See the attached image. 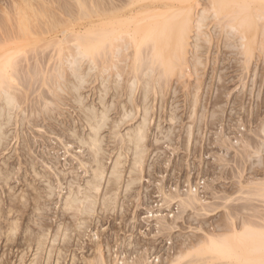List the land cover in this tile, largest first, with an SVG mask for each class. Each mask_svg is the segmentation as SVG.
<instances>
[{
    "label": "bare ground",
    "instance_id": "6f19581e",
    "mask_svg": "<svg viewBox=\"0 0 264 264\" xmlns=\"http://www.w3.org/2000/svg\"><path fill=\"white\" fill-rule=\"evenodd\" d=\"M247 2L249 3L250 0H3V4L0 1V12L7 14V23L9 26L8 30L2 27L4 28V31L2 32L3 35H0V150L6 149L11 140L17 138L19 139V143L22 142V150L26 153V149L30 150L31 147L36 145V140H31L29 136L30 134L28 135V133L25 132H28V130H32L33 132L36 130L38 131V129L35 130L34 127L38 128L37 126L40 125V128L41 124L45 122V127H42L46 129V132H62V135H69L74 139L77 145L88 151L87 154L91 157V159H88L89 161H92L91 164L93 163V168H91L92 172L90 171L91 174L88 172V169L85 170V172L87 171L90 174V177H88L89 179L86 178V180L84 178L83 182L80 183L82 180L78 177V173L76 172V174L74 173L75 175L71 177V179H73L68 180L70 176L67 175L68 173H65V171L56 172L51 166L50 169L52 170L50 171L45 169L39 170L37 169L39 168V166L37 167V162H35L34 159H30L31 157L26 160L24 159L25 161L23 160L24 162H22V164H25L26 168L34 176H32L34 180L36 177L38 180L42 181L43 192H40V187L38 188L34 183L31 185L28 181L30 185H27L26 187H32L31 189L28 188L30 189V192L28 191L29 193H23V195L21 194L16 196L15 192H12L13 194L10 192L11 195L7 197L8 199H6V201L0 198V200L5 201L7 204V207L5 206V208L3 205L0 207V264H264V213H262V209L259 210V208L255 205L256 203L254 204L250 202V200L254 201V199H257L258 201L259 197L264 199V178L262 177H260L262 180L257 177L260 180H256V178L255 181L253 179L254 176L252 177L253 180L250 177L249 180L245 179L248 178L247 175L244 178L245 180L242 181L240 180L241 178L239 181L233 179L236 182V188L234 185V190L232 187L230 188L231 185H229V188L230 190L232 189L234 193L236 192L234 198L239 202L234 203L235 199L230 200V202L233 201L234 205L239 208L229 202L227 204L228 199H231L230 194L232 195L233 193V191H229V188V194L225 193L226 190L224 189V196H220V193H216L218 190H214L216 187L213 189L215 192H212V187L210 186V190L213 193H211V195H214L213 197H222L220 200H223V202L217 200V202L220 203L214 202L216 199L214 201H209L210 199L205 200L203 198L204 196L201 198L199 194L196 195L195 193H189L186 197L184 196L181 198V206L179 207H183V210L189 207L193 212H196V215L193 217L191 216L192 219L188 220L192 222V220L195 219L193 222H196V225L199 222L198 225H202L199 229L202 230L203 233H196L194 236H192L191 233V235L189 234L190 237L187 236L188 239L184 238V240L187 241L180 242L177 239L180 243L178 242L175 245L172 243L173 237H171L172 235H170V233L171 231L175 232L178 225H172L171 222L169 223L165 218L160 217L162 215H155L158 217V222L157 220L155 221L159 225L154 227L153 230L150 229V231L146 232L147 228L144 230L140 229V237L135 235V231L138 230L137 224H135L132 219L125 221L130 218L126 214V210L128 211L127 208L120 211L122 213L119 217L122 218L121 220H123V222H121L123 224L121 222H117L118 224L110 222L106 229L103 227V225L107 223L108 214H113L110 210L113 212L112 209L115 206L112 208V205L116 204L115 202L117 196L119 194H125L129 197L131 194L129 193V195L127 192L131 191V189L135 186L134 184L139 182L138 180L141 176V171L143 170V162L146 153L147 132L151 122L150 112L153 113L151 109L154 107L148 100L151 91L153 94H157V96L160 95L159 97L161 98L163 95L162 93L164 92L163 85L167 83L168 80H166V78H169V76L174 72L177 71L175 74H178L179 76H177L181 78L180 76L183 77L184 73L186 70H189V68L193 70V73L199 71L200 69H198V66L201 68L200 66L203 67V64H205L203 59H201V53H203L204 47L206 48L204 45L210 44L212 41L217 40V38L220 40L219 46L221 48H227L230 52H228L229 54H231L234 50L238 51H236V54L242 50L244 52L247 51L244 49L246 47H244L246 44V39L244 38L245 36H243L241 31L239 32V30H241L240 24L242 27L244 22H247V20L244 21L243 19H247L246 16H248V18L253 17L250 15L246 6ZM255 2L256 4L257 2L263 4V7L260 6L259 9H257V7L254 8L260 10L259 12L256 10V16L258 22L259 20L262 21L263 24L261 25V22L259 24L263 27H260L258 23L257 25L259 29H262L264 32V0H255ZM260 3L259 5H261ZM251 8L249 7V9ZM17 11L20 13L24 11L27 15L25 14V17L18 18V20L20 19L19 22L12 24V22H15L14 19L17 18L16 16L19 15V12ZM10 12H13V14L17 12V15L16 13L14 15H8L12 14ZM28 14L29 18H27ZM11 16L14 18L12 22L10 21L11 19L8 20ZM44 16L47 17L45 18ZM255 17L254 19L257 21ZM242 20L244 22H242ZM10 22L11 25L9 24ZM20 30L22 31V35ZM263 32H260L262 36L264 35ZM261 42L264 43V36ZM261 42L259 39V43ZM215 43H217V41ZM260 45L263 49L262 44ZM43 48L50 49L47 50L48 52H46V54H44V51L46 50ZM212 48L213 47H211V49ZM221 48L218 49L220 50ZM262 51L260 49V52ZM245 53H239L240 56H242L240 59H243V56L246 57V59H243L244 61L237 58L239 63L242 61L239 67L243 64V69H239L240 73H238L239 77H241L239 81H241L242 87L247 83L251 85L253 83H258L255 80V78H257L255 77V73L248 72V75L246 71L248 68L247 65L249 64L247 60L250 58L249 55H247L248 51L246 55ZM252 53L253 52H250V54ZM41 54L42 56L40 57ZM263 54L264 52L262 55ZM227 59L229 58L227 57ZM237 60H234V62ZM255 65L256 64H254V66ZM184 69L186 70L184 71ZM219 72L220 71L217 73ZM236 72L239 71L236 70ZM186 73H188V71ZM205 74L207 73L205 72ZM259 76L262 75L260 74ZM197 77L199 80V75ZM235 78L238 77L236 76ZM245 79L247 81H245ZM199 81L198 84H196L197 89L201 87L198 86L200 84ZM168 83L167 85H169ZM249 84L247 85L250 86ZM218 85L219 84H217V86ZM217 86L215 85V87ZM234 86L236 85L234 84ZM255 86L258 87V85ZM190 87L192 86L190 85ZM245 87V91L241 90V92H235L236 96L234 95L235 97L233 96V101H230L232 104L229 102L230 106L233 105L234 102V105L238 107V111L235 112L236 115L240 114L243 116L240 120L242 122L239 123L240 125H243V127L240 126L243 128L240 132L242 139L240 140V135L238 136L240 141H238V139L236 141L231 139L230 146L232 145L238 149L242 148L238 146L244 144L243 148L246 146L245 148L248 147L250 149H245L244 151L242 150V153L245 155V160L246 156H248L249 159L252 157L253 160H256L257 158V161L259 160L258 163L261 164L262 160L260 152L262 153L264 151V114L262 115L263 112H260L258 103L257 109H248L246 105L247 103L245 102L247 99H245V95L247 96L248 93L246 92H248V89ZM136 91L140 92V96H137L138 93L135 94ZM207 91L209 92V90ZM257 91L258 90H256V92ZM193 92H195V90ZM237 92L241 94L237 95ZM251 92L252 91H249V94ZM194 94L197 95L196 93ZM222 94L224 96V93ZM259 94L260 92L258 91V95H255L254 97L257 96L259 98ZM135 95L139 97V99H136L137 101L140 100L139 103L135 102ZM122 96L125 98L123 99L124 101L121 100ZM162 99L163 98H161V100ZM194 100H192V102L188 100L192 104V107L195 105ZM215 102L217 101L215 100ZM66 105H69V109L72 107L76 115H78V117H80L83 121V125L85 124L84 127L86 126L85 132L82 130L83 127L80 129V125L78 126L79 128H76L77 125L74 126V123L76 122L72 121V115L69 113L70 111H64L65 107L63 108V106ZM253 105L256 106V103ZM217 106L219 105L217 104ZM192 107H190V109ZM169 108L171 107L169 106ZM114 109H117L118 112L120 111L119 113L121 115L120 117L112 120L110 115L111 111ZM160 109L161 107L159 110ZM199 110L197 111L199 112ZM193 112H189V114L195 115ZM221 112L220 114H222ZM172 113L173 111H171V114ZM232 113L234 112L232 111L228 115ZM171 114L170 118H168L170 121L175 119V114ZM234 114H232V116ZM57 115H61L62 118L64 116V118H60L58 120ZM200 115H202L201 112ZM197 116L198 115L196 114L194 117L197 118ZM215 116L216 119L217 117H220L216 114ZM232 116L228 117L229 120H232ZM135 117H138L137 123L135 120V125H132V123L131 126L127 128L126 132L123 134L120 133L122 136V142H120L124 144V150L126 149L127 153L130 154H128L130 156L129 160H126L125 158L127 153L123 155L126 151L124 152L120 148V150L117 149L116 151L117 156L115 155V158L111 157L112 159L109 162L110 165L106 167L107 162H105V159L107 158V152L103 144V142L106 141L103 135L104 130L107 128L109 129L110 127V137L114 139L113 141H116L115 137L118 136V129L120 126L129 121H133ZM160 117L161 116H159V118ZM226 119L227 118H225V120ZM208 120L206 119V121ZM244 120L247 125L249 121L252 122V128L247 129L245 127L246 124L244 123ZM108 124L111 125L108 127ZM190 124L191 123L188 125ZM198 124H200V122ZM225 124L227 123L225 122ZM158 125L156 124V126ZM8 127L16 128V131L13 132L14 134L12 133L13 135H9V131L11 130H9ZM22 129H24L25 132ZM25 129H27V131ZM187 129L188 128H186V130ZM40 130L42 129L40 128ZM220 132L221 130L219 133ZM165 134H163V136ZM171 134L173 135L174 131ZM215 136H217V133ZM226 136L227 135L225 134V139L222 138L221 141L219 137H216L219 139H216L218 141L217 144L222 142L225 143L227 147L229 145L228 142L231 135L229 138H226ZM193 142L195 141L193 140ZM215 142L216 141L214 139V143ZM20 149L21 148H19V150ZM46 154L48 153L45 152V155ZM221 156L222 155H220V157ZM245 160L243 161L246 162ZM81 161L83 160H79L78 163H82ZM237 161L238 159L236 158V163L239 162ZM3 162L2 166L0 165V180L2 186H7V184H10V180L12 179L13 165L5 160ZM252 162L254 163V161ZM50 163L52 164V162ZM241 163L239 164L241 165ZM85 164V162L82 163V167H85ZM254 164L253 166H255ZM251 165L252 164L250 163V166ZM243 166L244 165H242V167ZM123 172L128 173L127 179L122 178V176H125L123 175ZM239 173V175H236L235 172L233 177H235V175L237 178L240 176L242 177L241 170ZM54 181L56 183H54ZM64 183H66V187L64 186L63 188H66V191L61 192L60 190H62V187L60 186ZM57 184L60 189L58 193L55 191ZM208 187L209 185L207 184L206 188ZM9 188H11L10 185ZM119 188L121 191L118 190ZM117 190L120 193L117 192ZM122 191H124V193H122ZM220 191H222V194L223 189ZM60 193L63 194L61 195ZM56 194L58 197H56ZM175 194L176 193H174V195ZM174 195H172V198H174ZM98 196L102 213H100L101 215H99L100 217H98V220H95L94 212ZM182 196L183 195H181V197ZM176 197H180L179 194H176ZM55 199H58L60 205L55 213L52 211L54 214H50L49 209L45 206H47V202H53ZM233 206L235 208L232 210L231 208ZM218 208H224L225 210L228 209V211L226 210L227 212L225 214L224 209L221 212L217 210ZM249 209L253 210V213H246ZM31 210L32 212H30ZM245 210L246 212H244ZM218 211L220 213H224L222 214L224 217L220 216L223 218L219 217L220 219L218 218L219 220L216 219L217 221H215L214 216L219 215V213L215 214ZM30 213L33 214L30 215ZM49 214L52 216L55 215V220L52 219V216L51 221L50 219L48 220ZM179 214L180 217H182L181 212L178 213V215ZM207 215L209 217L214 215V222L211 221L212 228L211 224H205L207 221H210L208 218H205ZM34 216L36 219H34ZM135 216L136 215L132 216L131 214L132 218H135ZM144 216L142 218H144ZM147 216H145V218H147ZM150 216H154V213L152 212ZM197 216H199V218ZM114 219L116 218L114 217ZM94 220L97 222L93 223ZM191 222L190 224H192ZM97 225L98 231L96 232L98 233L96 234L95 232V235H90L92 228ZM145 225L148 226L146 223ZM205 225H209L210 227L206 226L208 228L204 230L203 227L206 228ZM198 227H196V231L199 232L200 230ZM92 234H94V232ZM158 234L164 235L168 241L170 240L169 244L172 243L171 245L174 251L172 254L169 253L170 255L167 254L169 255H166L167 258H158L162 255L157 257H152L151 255V252H153L151 248H161V246L158 247L161 243V241H159L160 235L158 236ZM87 235L88 237H86ZM177 235L179 234L177 233ZM142 245H145V251L143 250ZM147 246H150L149 248L151 251H149ZM140 248L142 249L140 250ZM157 249H155L154 252H156ZM160 252H162V250H160ZM124 253L125 255H123ZM126 254L129 256L135 255L131 258ZM128 257L131 258V260H129Z\"/></svg>",
    "mask_w": 264,
    "mask_h": 264
},
{
    "label": "rangeland",
    "instance_id": "374dc122",
    "mask_svg": "<svg viewBox=\"0 0 264 264\" xmlns=\"http://www.w3.org/2000/svg\"><path fill=\"white\" fill-rule=\"evenodd\" d=\"M1 1V3H2V1L3 0H0ZM252 1H254V2H252ZM250 0V2L248 3L247 2V8H248V11L250 12V15L251 16H253V17H251V18H248V16H246L247 17V19H243L244 21L245 20H247V22L245 23L243 20H242V22H244V25H242V27H241V24H240V29L241 30H239V32L241 31V33L243 34V36H245L244 38L246 39V41H245V45H244V49L245 50H247L248 51V54H247V51H241V50H239V51H241V52H243V54L245 53V55L247 54V55H249V58L250 59H248L247 61H248V65H247V69H246V71H247V73L249 72H254L255 73V77H257V78H255V80L258 82L257 84H249V83H247V84H249L250 86H248L247 84H244V86L242 87V84H241V81H239L240 80V78L241 77H239V74L238 73H240V70L241 69H243L242 67H243V64H242V66L241 67H239L240 65H241V63H242V61H241V63H239V61L237 60V58L238 59H240V57H242V56H240V54L239 53H241V52H239V53H237L236 54V51L237 50H234V51H232V53L231 54H229L230 52L228 51V49L226 48H221L219 45H220V40H218L219 38H217V40H214L215 42L217 41V43H215L214 41H212L210 44H205L204 46H206V48L204 47V49H203V53H205V54H203V53H201V59H203V61L205 62V64H203L204 66V69H203V67L202 66H200L201 68H199V66H198V69H200L199 71H196V72H198V73H196V72H194L193 73V70L191 69V68H189V70L192 72H190L189 70H186V69H184V71L186 70V72L188 71V73H186V75H185V73H184V76L182 77V76H180L181 78H179L178 76V74H175V73H177V71L176 72H174L172 75H170L169 76V78H166V80H167V83L169 84V85H167V83H165L164 85H163V88H164V92L166 93V95H165V93L163 92L162 94V96H164V97H162L161 96V98H163L162 100H161V98L159 97L160 95H158L157 96V94H153V92L151 91V93H150V95H149V101H150V103L155 107H152V109H151V111L153 112V113H151L150 112V117H151V122H150V126H149V129H148V132H147V139H146V153H145V158H144V162H143V170L141 171V176H140V178H139V182H137V183H135L134 185V187L131 189V191H129V192H127L130 196L128 197V196H126L125 194L122 196V195H118L117 196V199H116V204L115 205H112V210H113V212L110 210V212L111 213H113V214H108L109 216H108V219H107V223H105L104 225H103V227H105V229L107 228V226L109 225V223L111 222H114V223H117V222H123V220H121L122 218H120L119 216H121L120 214L122 213V212H120V211H122L123 209H125V208H127L128 209V211L126 210V214L128 215V217H130V218H128L127 219V217H126V219L127 220H125V221H129V219L131 220L132 219V221L133 222H135V224H137V231H135V235L138 237H140V235H139V231H140V229H146V232H148V231H150V229L151 230H153L154 229V227H156L157 225H159L157 222H158V220H157V216H155V215H162V216H160V217H163V218H165L169 223L171 222V224L173 225H178L176 228L177 229H175L176 231L175 232H173V231H171V233H170V235H172L171 237H173V239H172V243L175 245V244H177L179 241L181 242H184V241H187V240H184V238L185 239H188V237H190V235H191V233H192V236H194V234L196 235V233H203V231L202 230H200L199 228H200V226H202L201 224H200V226L198 225V223H197V225L193 222L195 219H193L192 220V222L191 221H189L188 219H192L191 218V216L193 217V216H195L196 215V212L194 213L193 211H192V209L191 208H186V209H182L181 207H179V206H181V202H180V199L181 198H183L184 196L186 197V195L187 194H189V193H195L196 195L197 194H199V196L202 198L203 196V198L205 199V200H209V201H214L215 199V201L214 202H217V200H219V201H222L223 202V200H220V199H222V197H213L214 195H211V193L212 192H215L216 190H218V192H216V193H220V196H224V192H225V190H226V192L225 193H228L229 194V192H228V188H229V185H231L230 186V188L232 187V189L234 188V186H235V188H236V185H235V179H236V181H239V179L242 181V180H245V179H248L249 180V177L252 179V177H253V179H254V181H255V179L258 177V178H260V177H262V178H264V168H263V165H264V151L261 153L260 152V154H261V160H262V163H261V160H260V163L261 164H259L258 162H259V160L257 161V158H256V160H253L252 159V157L249 159L248 158V156H246V160H245V155H244V153H242L245 149H249L248 147L247 148H243V146H244V144H242V143H240V144H242V145H240V146H238V147H242V148H238V149H236L235 147H233L232 145L230 146V141H231V139H233V141H236L237 139H238V141H240L241 139H242V136L240 135L241 133V130L243 129V128H241V127H243V125H240L239 123L240 122H242V121H240L241 120V118L243 117V116H241L240 114H238V115H236V111H238V107H236L235 105H234V102H233V105H231L230 106V101H233V96L235 95V92L236 91H239V92H241V90H243V91H245V89H244V87L247 85L248 86V88H247V86L245 87L246 89H248L247 91L248 92H246V93H248L247 94V96L245 95V102L247 103L246 105H247V107H248V109L250 110V109H257V105H258V108L260 107V112H263L262 113V115L264 114V90H262V89H264V54L262 55V53L264 52V51H262V50H264V43H262L261 41L263 40V36H262V32H263V30L261 29H259V27H258V25L260 26V22H261V25L263 24L262 23V21H260L259 20V22H258V19H257V16H256V10L257 9H259V7L261 6V7H263V4H261L260 2H257V4H256V2H255V0ZM259 3L261 4V5H259ZM3 4V3H2ZM249 5V6H248ZM258 5V6H257ZM249 7L252 9V12H251V9H249ZM254 7H257V9L256 8H254ZM0 9H1V5H0ZM261 9V8H260ZM13 11V10H12ZM20 11V10H19ZM19 11H17V12H19ZM254 11H255V13H254ZM258 12L260 11V10H257ZM17 12H15L16 13V15H17ZM1 14V16H0V35H3V29L5 28V29H9V26H8V21H7V14H5V13H3V12H0ZM2 13H3V15L5 16H3L2 15ZM10 13H12V14H8V15H14L13 14V12H10ZM19 15H17L15 18L16 19H14L13 18V16H11V18H9L8 20H10L11 22L13 21V19L15 20V22H12V24H15V23H17V22H19V20H18V18H23V17H25L27 14H26V12H22V13H18ZM26 14V15H25ZM256 16H254V15ZM2 16H3V18H4V21H3V18H2ZM22 16V17H21ZM45 18L47 17V16H44ZM245 17V18H246ZM250 17V16H249ZM254 17L257 19V21L254 19ZM27 18H29V14H28V16H27ZM2 19V20H1ZM44 19V18H43ZM249 19V20H248ZM16 20H18V21H16ZM11 22L9 23L10 25H11ZM3 23V24H2ZM257 23H258V25H257ZM6 24V25H5ZM2 27H4V28H2ZM260 27H263V26H260ZM2 28V29H1ZM239 28V27H238ZM264 29V28H263ZM21 31V30H20ZM243 31V32H242ZM5 32H6V30H5ZM4 32V33H5ZM261 32V33H260ZM21 33V35H22V31L20 32ZM24 33V32H23ZM246 33V34H245ZM264 33V32H263ZM59 34V33H58ZM262 38V39H261ZM244 39V40H245ZM259 39H260V42L261 43H259ZM215 43V44H214ZM244 43V42H243ZM214 44V45H213ZM260 44H262V47H263V49L261 48V45ZM213 45V46H212ZM216 45V46H215ZM218 45V46H217ZM211 47H213L212 49H211ZM215 47V48H214ZM218 48H221L220 50L218 49ZM259 48V49H258ZM44 49V48H43ZM50 48H46V49H44V50H46V51H44L43 53L44 54H46V52H48L47 50H49ZM210 49H211V51H210ZM217 51H216V50ZM252 49V50H251ZM260 49H261V51L262 52H260ZM41 50V49H40ZM207 50V51H206ZM213 50H215V51H213ZM224 50V51H223ZM206 51V52H205ZM212 52V53H211ZM213 52H214V54H213ZM220 52V53H219ZM229 52V53H228ZM238 52V51H237ZM250 52H253L252 54H250ZM258 52H260V53H258ZM208 53V54H207ZM217 53H219V54H217ZM224 54V55H223ZM229 54V55H228ZM243 54H241V55H243ZM208 55V56H207ZM214 55V56H213ZM219 55V56H218ZM226 55H228V56H226ZM236 55V56H235ZM239 57H238V56ZM255 55V56H254ZM256 55H258V56H256ZM42 56V54L40 55V57ZM205 56V57H204ZM208 58H207V57ZM211 56V57H210ZM224 56V57H223ZM226 56V57H225ZM262 56V57H261ZM214 57V58H213ZM217 57V58H216ZM218 57H220V58H218ZM227 57L229 58V59H227ZM233 59H232V58ZM236 59H235V58ZM258 59H257V58ZM211 58V59H210ZM216 58V59H215ZM223 58V59H222ZM224 58H225V60H224ZM255 58V59H254ZM227 59V60H226ZM230 59H232V60H230ZM242 59V58H241ZM240 59V60H241ZM243 59H246V57H244L243 56ZM242 59V60H243ZM209 60V61H208ZM211 60V61H210ZM216 62H215V61ZM229 60V61H228ZM234 60H237V61H235V62H237V63H235L234 62ZM252 60V61H251ZM213 61V62H212ZM221 61V62H220ZM234 62V63H232V62ZM244 61V60H243ZM228 62V63H227ZM251 62V63H250ZM210 63H212V64H210ZM216 63V64H215ZM221 63V64H220ZM232 63V64H231ZM211 66H210V65ZM231 66H229V65ZM234 64H235V66H234ZM254 64H256L255 66H257V67H255L254 66ZM227 65V66H226ZM232 65H233V67H232ZM224 66H225V68H224ZM229 66V67H228ZM186 67V66H185ZM206 67H207V69H206ZM226 67H228V68H226ZM237 67V68H236ZM239 67V68H238ZM251 67V68H250ZM253 67V68H252ZM255 67V68H254ZM259 67H260V69H259ZM188 68V67H187ZM225 70H224V69ZM233 68V69H232ZM240 69V70H239ZM253 69V70H252ZM254 69H256V70H254ZM210 70V71H209ZM223 70V71H222ZM234 70V71H233ZM236 70L237 71H239V72H236ZM218 71H220L219 73H217ZM189 72H190V74H189ZM202 72V73H201ZM205 72L207 73V74H205ZM213 72V73H212ZM229 72V73H228ZM233 72H235V73H233ZM204 73V74H203ZM228 73V74H227ZM249 73H248V75H249ZM259 73V74H258ZM195 74H197V75H195ZM200 74H201V76H200ZM208 74H211V75H208ZM238 74V75H237ZM258 74V75H257ZM262 75V76H259V75ZM178 75V76H177ZM199 75V77H200V79L199 80H201V81H199L197 78V76ZM221 75V76H220ZM230 75V76H229ZM247 75V74H246ZM238 77V78H235V77ZM240 76H242V75H240ZM168 77V76H167ZM219 77H221V78H219ZM164 78V79H165ZM194 78V79H193ZM207 78H208V80H207ZM215 78V79H214ZM217 78H218V80H217ZM171 79V80H170ZM174 79V80H173ZM220 79V80H219ZM222 79H223V81H222ZM233 79H234V81H233ZM166 80H165V82H166ZM173 80V81H172ZM193 80V81H192ZM199 81V87L200 88H198L197 89V86H196V84H198V81ZM210 80V81H209ZM217 80V81H216ZM247 80H248V78H247ZM246 79H245V81H247ZM221 83H220V82ZM172 82H173V84H172ZM194 82H196V83H194ZM208 82V83H207ZM218 82V83H217ZM231 82V83H230ZM239 82H240V85H239ZM181 83H183V84H181ZM206 83V84H205ZM216 83V84H215ZM223 83V84H222ZM246 83V82H245ZM206 85V87H205V85ZM211 84V85H210ZM217 84H219L218 86H217ZM234 84L236 85V86H234ZM238 84V85H237ZM190 85L192 86V87H190ZM215 85L217 86V87H215ZM226 85V86H225ZM255 85H258V87H256ZM234 86V87H233ZM253 86H255V87H253ZM166 87H167V90H166ZM187 87V88H186ZM216 88V91H215V88ZM224 87V88H223ZM231 87H232V90H231ZM162 88V89H163ZM172 89V92H171V89ZM191 88V89H190ZM193 88V89H192ZM209 88V89H208ZM219 88V89H218ZM228 88V89H227ZM230 88V89H229ZM238 88H240V89H238ZM251 90H250V89ZM188 89H190V90H188ZM209 90V92L207 91V90ZM258 90L259 92H260V94H259V98L256 96V97H254L255 95H258V91L256 92V90ZM261 89V90H260ZM195 90V92H193ZM229 90V91H228ZM255 90V91H254ZM249 91H252L250 94H249ZM191 92H193V93H191ZM219 92V93H218ZM231 92V93H230ZM86 93H88V92H86ZM138 93V94H137ZM140 92H138V91H136V93L135 94H137V96H140V94H139ZM155 93V92H154ZM174 93V94H173ZM186 95H185V94ZM194 93H196L197 95H195ZM222 93H224V96H223V94ZM234 93V94H233ZM254 93H257V94H253ZM152 94V95H151ZM214 94V95H213ZM215 94H216V96H215ZM239 94H241V93H238L237 92V95H239ZM252 94V95H251ZM155 95V96H154ZM188 95V96H187ZM191 95H193V96H191ZM194 95H195V97H194ZM210 95H211V98H210ZM220 95V96H219ZM136 95H135V100L136 99H139V97H137ZM154 98H153V97ZM173 96V97H172ZM198 96V97H197ZM206 96V97H205ZM215 96V97H214ZM236 96V95H235ZM234 96V97H235ZM158 97H159V99H158ZM171 99H170V98ZM193 97V98H192ZM225 97V98H224ZM229 97V98H228ZM188 98V99H187ZM194 98H195V100H194ZM262 98V99H261ZM123 99H125L124 98V96H122V98H121V100L122 101H124ZM153 99H154V101H153ZM166 99V100H165ZM208 99H210V100H208ZM212 99V100H211ZM258 99H259V101H258ZM192 102V100H194L195 101V105L192 107V104L189 102ZM200 100V101H199ZM215 100L217 101V102H215ZM220 100V101H219ZM256 100V101H255ZM184 101H186V102H184ZM202 101V102H201ZM204 101H206L207 103H208V105H207V103L206 102H204ZM222 101V102H221ZM225 101V102H224ZM262 101V102H261ZM135 102H137V103H139L140 102V100H136ZM153 102V103H152ZM160 102V103H159ZM163 104H162V103ZM168 102V103H167ZM230 102V103H229ZM248 102H250V103H248ZM259 102H261V103H259ZM155 103V104H154ZM158 103V104H157ZM202 103V104H201ZM206 103V104H205ZM215 103V104H214ZM223 103V104H222ZM254 103H256V106L255 105H253ZM258 103V104H257ZM160 104H162V105H160ZM191 104V105H190ZM217 104L219 105V106H217ZM225 104V105H224ZM232 104V103H231ZM251 104V105H250ZM262 104V105H261ZM160 105V106H159ZM189 105H190V107H192L191 109H192V111H191V109H190V107H189ZM213 105V106H212ZM248 105H250V106H248ZM169 106L171 107V108H169ZM178 106V107H177ZM179 106H180V108H179ZM198 106V107H197ZM200 106H202V107H200ZM216 106V107H215ZM65 107V109H64V111H68L69 113H71V115H72V121H75L76 123H74V126L75 125H77L76 126V128H79L80 127V129H82V127H83V129L82 130H84L83 132H85L86 131V126L84 127V125H83V121L80 119V117H78V115H76V113H75V111L73 110V108L72 107H70V109H69V105H66V106H63V108ZM158 107V108H157ZM161 107V109L159 110V108ZM165 107V108H164ZM219 107V108H218ZM154 108V109H153ZM176 108V109H175ZM179 108V109H178ZM186 108V109H185ZM189 108V109H188ZM217 108V109H216ZM226 109V111H225V109ZM235 108V109H234ZM263 108V109H262ZM169 109V110H168ZM172 109V110H171ZM174 109V110H173ZM200 109V110H199ZM214 109V110H213ZM233 109V110H232ZM237 109V110H236ZM262 109V110H261ZM156 110V111H155ZM164 110H165V112H164ZM173 111V113L175 114L174 115V117H175V119H173V120H171L172 121V123H171V121L168 119V118H170V114H171V111ZM177 112H176V111ZM197 110H199V112L197 111ZM220 110V111H219ZM159 113H158V112ZM170 111V112H169ZM194 111V112H193ZM204 111H205V113H204ZM216 111H217V113H216ZM222 111V112H221ZM233 111L234 113H232V114H234L233 116H232V114H230L231 116H232V120H229V118L228 117H231L230 115H228L229 113H231V112ZM120 112V111H119ZM118 112V110L117 109H114L113 111H111V115H110V117H111V119L112 120H114V119H116V118H118V117H120V113ZM188 112V113H187ZM189 112L191 113V112H193V114L195 113V115H192V114H189ZM199 114H198V113ZM200 112H201V114L202 115H200ZM211 112V113H210ZM220 112L222 113V114H220ZM73 113V114H72ZM115 113V114H114ZM122 113V112H121ZM169 113V114H168ZM173 113L171 114V115H173ZM204 113V114H203ZM210 113V114H209ZM223 113H224V115H223ZM155 114V115H154ZM179 114V115H178ZM196 114L198 115L197 116V118L196 117H194V116H196ZM207 114V115H206ZM212 114H214V115H212ZM215 114L216 115H218V116H220L219 118L217 117V119L219 120H217L216 119V116H215ZM220 114V115H219ZM119 115V116H118ZM177 115V116H176ZM190 115V116H189ZM223 115V116H222ZM227 115H228V117H227ZM159 116H161L160 118H159ZM200 116V117H199ZM203 116V117H202ZM208 116H210V117H208ZM238 116V117H237ZM113 117V118H112ZM139 117V116H138ZM138 117H135V119H133V121H129V122H127V123H125V124H123V125H121L120 126V128L118 129V136L117 137H115V140L116 141H113L114 139L112 138V137H110V133H111V128L109 127L111 124H108V127H109V129L107 128V129H105L104 130V132H103V135H104V139L106 140V141H104L103 142V144H104V148H105V150H106V156H107V158H108V160H107V158L105 159V162H107L106 163V167H108L110 164H109V162H110V160L117 154L116 153V151H117V149H119L120 150V148H121V150L122 151H126L125 153H123V155L124 154H126L127 153V150L125 149L124 150V144L123 143H121L122 142V136L120 135V133H124V132H126L127 131V128L128 127H130L131 126V124L132 125H135L136 123H137V118ZM154 117V118H153ZM156 117V118H155ZM188 117V118H187ZM207 117V118H206ZM224 117V118H223ZM57 118H58V120L60 119V118H62V116L60 115H57ZM63 118H64V116H63ZM62 118V119H63ZM167 120H166V119ZM180 118V119H179ZM199 118V119H198ZM201 118V119H200ZM225 118H227L226 120H225ZM239 118V119H238ZM61 119V120H62ZM78 119V120H77ZM158 119V120H157ZM161 119V120H160ZM179 119V120H178ZM189 119V120H188ZM197 119V120H196ZM206 119L208 120H210V122H209V120L208 121H206ZM222 119H224V120H222ZM136 120V121H135ZM178 120V121H177ZM184 120V121H183ZM188 120V121H187ZM213 120V121H212ZM221 120V121H220ZM136 123H135V122ZM160 121H161V123H160ZM168 121V122H167ZM176 121V122H175ZM183 121V122H182ZM197 121H198V123L200 122V124H198L197 123ZM235 121V122H234ZM239 121V122H238ZM152 122H153V124H152ZM224 122V123H223ZM225 122L227 123V124H225ZM45 123V122H44ZM44 123H42L41 124V129L42 130H40V128H39V126H37L38 128H36V127H34L35 128V130L36 129H38V131L40 132H38L37 130V132L36 131H32V130H28V132H25L24 131V129H22L25 133H28V135L30 136V138H31V140L33 139V141H35L36 142V145H34V147H31V149L29 150V149H26V153L22 150V142L21 143H19V139H17V138H14L13 140H11V142L9 143V145L7 146V148L6 149H4V150H0V165L2 166V164L4 163L3 161L5 160V161H8V162H10L11 163V165H13L12 166V168H13V175H14V177H13V175H12V179L10 180V186H11V188L13 189H11V188H9V185L7 184V186H2V183H1V180H0V198H2V199H4L5 201H6V199H8L7 197L8 196H10L11 194H13L12 192H15V195L17 196V195H23V193H29L30 192V189L32 188V187H28V188H30V189H28L26 186L27 185H33V183L35 184V185H37V187L39 188V189H41L40 190V192L42 191L43 192V183H42V181H40V180H38V178H36L35 177V180H34V176L29 172V170L26 168V166H25V164L23 163L22 164V162H24L27 158H30V159H34V161L35 162H37V167L39 166V168H37V169H39V170H52V169H54L56 172L57 171H65V173H68L67 175H69L70 177H69V179L68 180H70L71 179V177L72 176H74L76 173H78V177H80L81 178V182L80 183H82L83 182V179L85 178H88V177H90V171L92 170L91 168H93V163L91 164V162L92 161H89V159H91V157H90V155L89 154H87L88 153V151L87 150H84L85 148H81L79 145H77V143L74 141V139L72 138V137H70L69 135H66V134H61V133H51V132H46L45 130V126H44ZM135 123V124H134ZM161 125H160V124ZM189 123H191L190 125H192V126H190V125H188ZM193 123V124H192ZM219 123V124H218ZM237 125H236V124ZM244 123L246 124V126H245V124H244V126L248 129V128H252V126H253V124H252V122H248V125H247V123H246V121L244 120ZM156 124L158 125V126H156ZM163 124V125H162ZM182 124V125H181ZM184 124V125H183ZM195 124V125H194ZM250 124H252V125H250ZM80 125V126H79ZM171 125V126H170ZM186 125V126H185ZM234 125V126H233ZM236 125V126H235ZM42 126H44V127H42ZM79 126V127H78ZM154 126H156V127H154ZM159 126H160V128H159ZM176 126V127H175ZM179 126V127H178ZM182 126V127H181ZM188 126V127H187ZM190 126V127H189ZM197 126V127H196ZM199 126V127H198ZM227 126V127H226ZM241 126V127H240ZM249 126V127H248ZM154 127V128H153ZM180 127H181V129H180ZM200 127H202V128H200ZM225 127V128H224ZM240 127V128H239ZM9 128V127H8ZM157 128V129H156ZM168 128V129H167ZM186 128H188L187 130H186ZM189 128H191V129H189ZM198 128H200V129H198ZM162 131H161V130ZM177 129H178V131H177ZM186 131H185V130ZM197 131H196V130ZM226 129V130H225ZM231 129V130H230ZM240 129V130H239ZM9 130H11V131H9L10 132V134L9 135H11L13 132H15L16 131V128L14 127H11V128H9ZM26 131H27V129H25ZM156 130V131H155ZM170 131V132H168V131ZM188 130H189V132H188ZM199 130H201V131H199ZM221 130V132L219 133V131ZM22 131V132H23ZM42 131V132H41ZM173 131H174V134L172 135L171 133H173ZM185 131V132H184ZM224 131H226V132H224ZM36 132V133H35ZM161 132V133H160ZM166 134H165V133ZM168 132V133H167ZM197 132H199V133H197ZM207 132V133H206ZM231 132V133H230ZM239 132V133H238ZM243 132V131H242ZM33 133H34V136H33ZM155 133V134H154ZM185 133V134H184ZM189 133V134H188ZM195 133V134H194ZM196 133H197V135H196ZM216 133H217V136H215L216 135ZM223 133H225L227 136H226V138H229V136H230V139H229V142H228V148L226 147V145H225V143H222V142H220V143H218L217 144V140H219V139H217L218 137L220 138V141H221V139L222 138H224L225 139V134H223ZM228 133V134H227ZM14 134V133H13ZM12 134V135H13ZM41 134V135H40ZM156 134H158V135H156ZM163 134H165L164 136H163ZM168 134H170V135H168ZM179 134H181V135H179ZM188 134V135H187ZM202 134V135H201ZM238 134V135H237ZM39 135H40V137H39ZM47 135V136H46ZM50 135V136H49ZM66 135V136H65ZM224 135V136H223ZM240 135V140H239V136ZM107 136V137H106ZM165 136H167V137H165ZM169 136H170V138H169ZM173 138H172V137ZM188 136V137H187ZM237 136V137H236ZM53 137V138H52ZM118 137H120V138H118ZM164 137V138H163ZM181 137V138H180ZM183 137V138H182ZM194 137V138H193ZM206 137H207V139H206ZM217 137V138H216ZM232 137V138H231ZM72 138V139H71ZM150 140H149V139ZM187 138H188V142H187ZM16 139V140H15ZM35 139V140H34ZM158 139V140H157ZM209 139V140H208ZM212 139V140H211ZM214 139H215V143H214ZM217 139V140H216ZM42 140H43V142H42ZM58 140V141H57ZM66 140V141H65ZM193 140L195 141V142H193ZM243 140H245V139H243ZM38 141V142H37ZM65 143H64V142ZM69 143H68V142ZM114 143H113V142ZM121 141V142H120ZM222 141H224V140H222ZM226 141H227V139H226ZM39 142H40V144H39ZM42 142V143H41ZM73 142V143H72ZM119 142V143H118ZM192 142V143H191ZM186 143H187V145H186ZM193 143H194V145H193ZM113 144V145H112ZM123 144V145H122ZM223 144H224V146H223ZM12 145H14V146H12ZM44 145V146H43ZM46 145V146H45ZM62 145H64V146H62ZM108 145V146H107ZM120 145H122V146H120ZM209 145V146H208ZM236 145V144H235ZM49 146V147H48ZM66 146H67V149H66ZM69 146H71V147H69ZM74 148H73V147ZM113 146V147H112ZM184 146V147H183ZM217 146V147H216ZM13 147V148H12ZM115 147V148H114ZM194 147V148H193ZM228 149H226V148ZM232 147V148H231ZM19 148H21L20 150H19ZM80 148V149H79ZM187 148V149H186ZM200 151H199V150ZM225 149V150H224ZM231 149V150H230ZM241 151H240V150ZM24 152V155H23V152ZM84 150V151H83ZM224 150V151H223ZM243 150V151H242ZM250 150V149H249ZM69 151V152H68ZM86 151V152H85ZM113 151V152H112ZM192 151H194V152H192ZM230 151V152H229ZM232 151V152H231ZM45 152L46 153H48V154H46L45 155ZM64 152V153H63ZM119 152H121V151H119ZM192 152V153H191ZM240 152H241V154H240ZM8 153V154H7ZM69 153V154H68ZM236 153H238V154H236ZM129 153H127L125 156V158H126V160H129V158H130V154L128 155ZM224 154V155H223ZM227 154V155H226ZM30 155H32L33 156V158H32V156H30ZM45 155V156H44ZM72 155V156H71ZM87 155V156H86ZM220 155H222L221 157H220ZM226 155V156H225ZM230 155V156H229ZM233 155V156H232ZM240 155V156H239ZM242 155H244V156H242ZM252 155V154H251ZM4 156V157H3ZM6 156V157H5ZM20 156V157H19ZM117 156V155H116ZM26 157V158H25ZM67 157H68V159H67ZM112 157V158H111ZM223 157V158H222ZM244 157V158H243ZM5 158V159H4ZM10 158V159H9ZM49 158V159H48ZM89 158V159H88ZM115 158V157H114ZM229 158V159H228ZM236 158L238 159V163H236ZM242 158V159H241ZM16 159V160H15ZM25 159V160H24ZM65 159V160H64ZM83 160V161H81L82 163H86L85 164V167H82V163H78L79 162V160ZM220 159V160H219ZM223 159H226V160H223ZM255 159V158H254ZM14 160H15V162H14ZM24 160V161H23ZM49 160H51V161H49ZM219 160V161H218ZM222 160V161H221ZM230 160H233V161H230ZM241 160H242V163H241ZM243 160H245L246 162H244ZM250 160V161H249ZM46 161H48V162H46ZM54 161V162H53ZM71 161V162H70ZM224 161H225V163H227V164H225L224 163ZM249 161V162H248ZM252 161H254V163L252 162ZM50 162H52V164L50 163ZM56 162V163H55ZM68 162V163H67ZM88 162V163H87ZM128 162V161H127ZM127 162H126V164H127ZM232 162H234V163H232ZM257 162V163H256ZM224 163V164H223ZM236 163V164H235ZM239 163H241V165L239 164ZM249 163V164H248ZM250 163L252 164L251 166H250ZM54 164V165H53ZM81 164V165H80ZM89 164V165H88ZM181 164V165H180ZM222 164V165H221ZM228 164H233V165H228ZM235 164V165H234ZM248 164V165H247ZM253 164L255 165V166H253ZM260 166H258V165ZM20 165V166H19ZM64 165V166H63ZM79 165H80V167H79ZM226 165V166H225ZM240 165V166H239ZM242 165H244L243 167H242ZM262 165V166H261ZM17 166V167H16ZM46 168H45V167ZM50 166L51 167H53L52 169H50ZM84 166V165H83ZM88 166V167H87ZM90 166V167H89ZM221 166V167H220ZM224 166V167H223ZM235 168V170H234V168ZM247 166H249V167H247ZM87 167V168H86ZM226 167V168H225ZM254 167H255V169H254ZM49 168V169H48ZM57 168V169H56ZM232 168V169H231ZM238 168V169H237ZM241 168V169H240ZM249 168V169H248ZM15 169V170H14ZM17 169H19V170H17ZM86 169H88V172L90 173H88L87 171L85 172V170ZM206 169V170H205ZM230 169V170H229ZM241 170V173H242V177L240 176H238L239 178H237L236 177V175H239L240 173H239V171ZM251 169H252V171H251ZM259 169H260V171H259ZM17 170V171H16ZM28 170V171H27ZM70 170H72V171H70ZM234 170V171H233ZM16 171V172H15ZM23 171V172H22ZM67 171V172H66ZM69 171V172H68ZM227 171H228V173H227ZM246 171V172H245ZM248 171V172H247ZM249 171H251V172H249ZM18 172V173H17ZM19 172H20V174H19ZM52 172H54V171H52ZM76 172V173H75ZM92 172V171H91ZM235 172H236V175H235V177H233V175L235 174ZM238 172V173H237ZM75 173V174H74ZM226 175H225V174ZM249 173V174H248ZM257 173V174H256ZM15 174H17V175H15ZM22 174H24V175H22ZM31 176H30V175ZM73 174V175H72ZM81 176H80V175ZM28 175V176H27ZM123 175H125V176H122V178L123 179H127V176H128V173H124L123 172ZM228 175V176H227ZM245 175V176H244ZM246 175L248 176V178H245L246 177ZM252 175V176H251ZM18 176V177H17ZM25 177V178H23V177ZM30 176V177H29ZM33 176V177H32ZM223 176V177H222ZM18 179H16V178ZM20 177V178H19ZM245 178V179H244ZM256 179V180H262V178H260V179ZM73 179V178H72ZM71 179V180H72ZM89 179V178H88ZM234 179V180H233ZM252 179V180H253ZM87 180V179H86ZM247 180V181H248ZM30 182V184H29V182ZM33 181V182H32ZM85 181V180H84ZM121 181H123V180H121ZM160 181V182H159ZM263 181H264V179H263ZM258 182H261V181H258ZM28 183V184H27ZM54 183H56L55 181H54ZM139 183H140V185H139ZM144 183V184H143ZM159 183V184H158ZM203 183H205V184H203ZM209 185V187L208 188H206L207 187V184ZM210 183V184H209ZM212 183V184H211ZM232 183V184H231ZM234 183V184H233ZM26 184V185H25ZM40 186H39V185ZM65 184V185H64ZM64 184H62L60 187H62L61 189L62 190H60L59 189V185L57 184L56 186V189H55V191L58 193L59 192V190L61 191V192H64V191H66V188H63L64 186L66 187V183H64ZM160 187H159V186ZM205 185V186H204ZM222 185V186H221ZM234 185V186H233ZM120 186V185H119ZM138 186V187H137ZM212 187V189H211V187ZM214 186V187H213ZM220 186V187H219ZM226 188H225V187ZM3 187V188H2ZM135 187H136V189H135ZM193 187H194V189H193ZM216 187V189H214ZM28 190H27V189ZM230 188H229V191H233L232 189L230 190ZM25 189H26V191H25ZM145 189V190H144ZM191 189V190H190ZM193 189V190H192ZM212 190V192H211V190ZM215 191H214V190ZM223 189V193L221 194V192L222 191H220V190H222ZM225 189V190H224ZM12 190V191H11ZM24 190V191H23ZM119 191H121L120 190V188L118 189ZM117 190V192H119ZM23 191V192H22ZM29 191V192H28ZM31 191H33V190H31ZM144 191H146V192H144ZM210 191V192H209ZM220 191V192H219ZM10 192H11V194H10ZM187 192V193H186ZM120 193V192H119ZM122 193H124V191H122ZM143 193H144V195H143ZM162 193V194H161ZM174 193H176L177 195L179 194V196L180 197H176V194L174 195ZM181 193V194H180ZM186 193V194H185ZM216 193H215V195H216ZM233 193H234V191H233ZM232 193V195H233V197H232V195L230 194V196H231V199H228V201H227V204H228V202L229 203H231V204H233L234 205V203H236V202H239L238 200H236L234 197V195H236L235 193L233 194ZM61 195L63 194V193H60ZM145 194H147V195H145ZM170 194H172V195H174V198H172L173 196L172 195H170ZM185 194V195H184ZM213 194V193H212ZM14 195V196H15ZM167 195V196H166ZM181 195H183L182 197H181ZM217 195H219V194H217ZM227 195V194H226ZM213 198H212V197ZM56 197H58V195L56 194ZM127 197H128V199H127ZM133 197V198H132ZM176 197V198H175ZM211 197V198H210ZM121 198V199H120ZM125 198V199H124ZM217 198H219V199H217ZM230 198V197H229ZM262 198V197H261ZM261 198L259 197L258 198V201H257V199H254V201L253 200H250V202L251 203H256L255 205L259 208V210H261L262 211V213H264V199L262 198V200H261ZM59 199V198H58ZM58 199H55L53 202L52 201H50V202H47V206H45V207H47L48 209H49V213L50 214H54L55 213V211L56 210H58V207H59V205H60V202H58ZM98 199H99V196L97 197V205L95 206V212H94V217H95V220H98V217H100L99 215H101L100 213H102L101 212V208H100V205H99V201H98ZM166 199V200H165ZM233 199H235V201H234V203H233V201H231L230 202V200H233ZM60 200V199H59ZM260 200V201H259ZM5 201H2V200H0V207L3 205V207L5 208V206L7 207V204L5 203ZM126 201V202H125ZM167 201V202H166ZM178 201V202H177ZM257 201V202H256ZM263 203H262V202ZM128 202V203H127ZM120 203V204H119ZM127 205H126V204ZM213 203V202H212ZM217 203H220V202H217ZM6 204V205H5ZM131 206H130V205ZM230 204V205H231ZM262 204V205H261ZM51 205H53V206H51ZM118 205V206H117ZM122 207H121V206ZM254 205V206H255ZM137 206V207H136ZM234 206H236V205H234ZM232 207L231 209L233 210L235 207ZM261 206V207H260ZM118 207H120V208H118ZM130 207H131V209H130ZM135 207V208H134ZM236 207H238V206H236ZM99 208V209H98ZM181 208V209H180ZM222 208V207H221ZM239 208V207H238ZM237 208V209H238ZM224 209V208H223ZM223 209H220V208H218L217 210H219V211H221L222 212V210ZM117 210V211H116ZM130 210H131V212H130ZM159 210V211H158ZM182 210H183V212H182ZM194 210V209H193ZM225 210V209H224ZM227 211H228V209H226ZM224 211L225 212V214H226V212L227 211ZM250 210V211H249ZM247 212H246V210L244 211V212H246V213H253V210H251V209H249ZM52 211H54V213L52 212ZM162 211V212H161ZM191 211V212H190ZM216 212L215 214H218L219 213V215H211L210 217L207 215V217H205V218H208V220H210V221H207L205 224H211L212 222L211 221H213L214 222V220H213V216H214V218H215V221H217L216 219H218L220 216H223L222 214H224V213H220V212ZM30 212H32V210L30 211ZM98 212V213H97ZM109 212V213H110ZM118 212H120V213H118ZM134 212H135V214H134ZM154 213V216H150L151 215V213ZM161 212V213H160ZM181 212V216L182 217H180V214L178 215V213H180ZM186 212H187V214H186ZM189 212V213H188ZM193 212V213H192ZM97 213V214H96ZM132 214V216H134V215H136L135 216V218L133 217H131V214ZM156 213V214H155ZM174 213H175V215H174ZM31 214H33V213H30V215ZM48 215V220L50 219V221H51V216L52 215ZM164 214V215H163ZM185 214V215H184ZM192 214V215H191ZM111 215V216H110ZM113 215V216H112ZM147 216V218H145V216ZM184 215V216H183ZM144 216V218H142ZM177 216V217H176ZM216 216H217V218H216ZM93 217V218H94ZM114 217L116 218V219H114ZM154 217V218H153ZM176 217V218H175ZM190 217V218H189ZM198 218H199V216H197ZM224 217V216H223ZM223 217H220V218H223ZM55 218V215L54 216H52V219L53 220H55L54 219ZM179 218V219H178ZM186 218V219H185ZM195 218V217H194ZM219 218V219H220ZM34 219H36V217L34 216ZM147 219H149V220H147ZM212 219V220H211ZM218 219V220H219ZM95 220L93 221V223L95 222ZM117 220V221H116ZM155 220H157V222L155 221ZM224 220V219H223ZM177 221V222H176ZM188 221V222H187ZM54 222V221H53ZM97 222V221H96ZM95 222V223H96ZM121 222V223H122ZM190 222L192 223V224H190ZM208 222H210V223H208ZM126 223H128V222H126ZM145 223L146 224H148V226H146L145 225ZM118 224V223H117ZM123 224V223H122ZM155 224V225H154ZM209 225H205V227L206 226H208V227H210ZM199 226V227H198ZM204 226V225H203ZM95 227V228H94ZM93 228H92V230H91V232H90V235H95V232L96 231H98L97 229H98V225L97 226H94ZM196 227H198V229L201 231H196ZM208 227H206V228H204L203 227V229L205 230V229H207ZM211 228H212V224H211ZM197 229V230H198ZM90 230V229H89ZM157 230V229H156ZM155 230V231H156ZM94 232V234H92ZM154 232V231H153ZM193 232H195V233H193ZM98 232H96V234H97ZM177 233L179 234V235H177ZM151 234H155V233H151ZM190 234V235H189ZM160 234H158V236H159ZM175 235V236H174ZM188 236V237H187ZM86 237H88V235L86 236ZM95 237H97V236H95ZM162 237V238H161ZM177 237H179V238H177ZM176 238V239H175ZM182 238V239H181ZM179 241H178V240ZM174 240V241H173ZM1 241V240H0ZM159 241H161V243H160V245L158 246V247H160L161 246V248H158L157 249V247L155 248V249H157V251L156 252H154L155 251V249L154 248H151V250L153 251V252H151V255H152V257H154V256H161V257H158V258H167L166 257V255L167 254H172L173 253V251H174V249H172V243L171 244H169L170 243V240L168 241L167 239H166V237L164 236V235H160L159 236ZM179 242V243H180ZM185 243H187V242H185ZM143 247V250H144V247H145V245H142ZM151 246V245H150ZM149 246V247H150ZM163 246V247H162ZM171 246V247H170ZM148 247V246H147ZM148 247V249H149V251H151L150 250V248ZM151 247H153V246H151ZM142 248H140V250L142 249ZM146 248V247H145ZM154 249V250H153ZM142 250V251H143ZM160 250H162V252H160ZM164 250V251H163ZM145 251V250H144ZM150 253V252H149ZM153 253V254H152ZM159 253V254H158ZM161 253V254H160ZM163 253V254H162ZM169 254V255H170ZM123 255H125V253L123 254ZM127 255V254H126ZM135 255V254H134ZM134 255H127V256H129V257H131L132 258V256H134ZM164 255V256H163ZM169 255H167V256H169ZM128 257V258H129ZM152 257H151V259H152ZM131 258H129V260H131Z\"/></svg>",
    "mask_w": 264,
    "mask_h": 264
}]
</instances>
